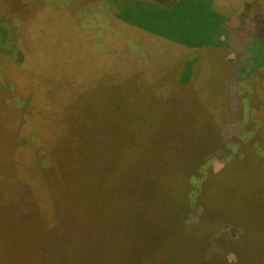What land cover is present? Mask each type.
<instances>
[{"label":"trees","instance_id":"1","mask_svg":"<svg viewBox=\"0 0 264 264\" xmlns=\"http://www.w3.org/2000/svg\"><path fill=\"white\" fill-rule=\"evenodd\" d=\"M76 1V8L69 9L68 4L59 6L56 13L51 12L55 16L45 23L37 18L33 5L27 7L28 1L23 10L16 12H21L18 15L28 34L37 42L40 30L48 24L68 27L81 49L88 33L95 35L100 26L118 36L121 30L112 17L97 13V5L105 0ZM114 1V18L154 35L157 43L168 41V47L161 50L173 51L167 55L170 58L150 60L148 51L149 56L143 50L130 49L124 40L117 43L123 47V53L131 50L134 70L148 87H170L181 95L183 89L185 94L191 89V93H199L211 84L227 90L223 49L228 46L224 39L230 29L226 16L214 8L213 0H159V5ZM54 2L61 4L63 0ZM25 11L29 15L25 16ZM245 27L250 36V55L241 79H260L247 84L248 97L245 96L240 110L246 132L228 142L221 141L222 122L235 113L229 109L230 114L220 119L221 124L217 123L218 105L229 112L226 99H196L195 104L187 107L189 99H173L181 124L171 134L172 140L179 134L187 141H196L183 149L170 146L164 152L147 151L145 143L153 137L146 129L138 131V124L144 117L151 119V115L139 108L131 119L135 129L131 132L141 141L143 163L131 162V155H122L129 163L108 161V167L93 134H67L74 131L75 124L68 126L77 119L65 105L66 99H55L58 78L33 58L29 36L27 62L18 47L15 67L0 63V121L8 125L6 132L0 133L3 216L10 211L7 202L13 193L17 198L20 192L27 199L23 190L37 195L47 221L52 226L57 223L63 231L61 264H264V27L254 18H248ZM15 28L19 29L17 24ZM24 42L21 35L15 43L18 46ZM11 44L16 47L11 41L8 46ZM75 48L70 45L66 52L56 54L71 56ZM27 63L31 65L30 71L25 68ZM210 63L217 70L212 83ZM11 78H15V85L7 81ZM118 80L119 77L114 78ZM45 82L51 84L46 86ZM69 89L78 92L77 97L85 92L75 86ZM175 94L178 93L173 94L174 98ZM158 95L168 97L167 93ZM149 101L155 103V99ZM40 108H46V118L39 113ZM41 120H45L44 133L38 129ZM58 141L59 151L55 148ZM218 145L225 165L215 171L205 156ZM157 153H162L164 160H159ZM48 174L53 176L52 181L40 180ZM196 210L200 211L195 213ZM191 212L197 214L194 219ZM20 220L27 221L23 217L12 219L19 224ZM2 222L1 214L0 226ZM212 243L218 251L207 255ZM149 248L156 251L155 255L139 261L136 253L143 254ZM229 253L235 255L234 261L228 260Z\"/></svg>","mask_w":264,"mask_h":264},{"label":"rangeland","instance_id":"2","mask_svg":"<svg viewBox=\"0 0 264 264\" xmlns=\"http://www.w3.org/2000/svg\"><path fill=\"white\" fill-rule=\"evenodd\" d=\"M27 1L30 2L27 7L33 5V10L39 16L37 18H41L44 23L50 16H55L51 12L56 13L59 6L68 4L69 9H71V6L77 7L76 0L72 5L69 3L71 0H63L61 4H58L59 1L56 4L54 0H0V63H5L11 68L18 64L15 58L18 47L21 50L19 53H23L26 62L27 59L29 60V47L31 46H28L29 30L25 26L22 17L18 15L21 12H16L20 9L23 10ZM126 1L160 4L159 0ZM97 6L98 14L111 16L115 21L116 27L121 30L118 36L111 35L100 26L95 35L91 36V33H88L89 39L86 38L83 42L82 49L77 45L78 41L76 42L75 34L64 25L58 27V24H48L47 28L40 30L41 38L38 42L30 36L33 58L37 59L39 64L43 65L46 70L54 71L55 76L58 78L59 83L54 92L55 99H66L65 105L70 108L72 115L77 119L76 123L73 121L68 126L72 127L75 124L74 131L67 133L68 135L73 133L86 136L93 134L99 144L100 153L104 156L107 167L110 166L109 162L129 163L122 155H131V162L143 163L141 141L131 132L135 130L131 119L134 118L139 108L146 114L151 115V119L144 117L142 122L138 124L141 125V129L138 131L146 129V132L153 137L151 141L145 143L147 151L164 152V149L170 146L183 149L188 143L196 141L194 138L187 141L183 135L179 134L176 140H172L171 134H174L181 124L179 117L176 116L173 99H189L186 107L195 104L196 99H226L225 107L229 112L222 109V105H218L217 123L220 122L219 124H221L220 119L229 115L230 110L235 111V113L222 122L219 129L221 141L228 142L232 137L242 136L246 132V122L240 110L245 96L248 97L246 95L247 84H253L255 81H260V79L257 77L250 78L249 81L241 79V76L245 74L244 71H246L244 69L246 65L244 64L248 61L250 55L248 50L250 36L246 31L245 23L248 18H254L262 28L264 27V0H213L214 8L226 16V23L230 29L227 39H224L228 46L223 49L225 65L227 63V90L221 89V86L217 88L216 85L211 84L210 88L206 85L199 93H191L193 91L191 89L185 94V89H183L182 95L176 89H170V87L168 89H161L162 87L158 85H153L152 88L148 87L147 83L141 81L140 75L134 70L135 65L130 59L131 50L123 53V47L117 45V43L122 44L124 40L130 49L143 50V53L147 55L146 51H148L150 60H160L170 58L168 56L173 53V51L164 53L161 50L162 47H168L166 43L168 41L163 40V44L166 45L157 43L158 39L154 35L134 27L130 28L123 21L114 18L117 12L114 0H105V3L101 2ZM27 15H29V12L25 11V16ZM59 16L66 18L63 13H59ZM18 23H21V25ZM16 24L19 27L17 30L15 28ZM1 30H3V33ZM4 31L6 34H4ZM21 35L25 42L22 43L23 45L17 46L15 42ZM48 38L50 40H47ZM10 41L16 47H13L12 44L8 46ZM70 45L76 47L75 54H71L72 57L56 54L66 52ZM98 53L102 54L99 56ZM26 62H24L25 65ZM25 68L30 71V63H27ZM33 68L35 67L32 66ZM171 69L170 67L169 70ZM208 70L211 71L212 83L215 80L214 74L217 73L215 64L210 63ZM128 71L131 74L130 77ZM66 77H69L72 82H69ZM118 77L119 80L114 81V78ZM7 81L9 84H16L15 78L7 79ZM50 84L51 82L44 83L46 86ZM70 86H75L83 91H85V88H89L77 97L78 92L74 89L70 90ZM35 87L33 83V89L36 90ZM159 93H167L168 97L158 95ZM174 93H178L175 94V98L173 97ZM44 97L45 95L41 99L43 104L45 103L44 99H46ZM149 99H155V103H151ZM56 110H58V107ZM39 113L44 114L46 118V108H40ZM41 122L43 125L39 124L38 129L41 133H44L46 131L45 120H41ZM7 126V122L5 124L4 121H0V133H5L8 129ZM92 144L96 146L94 142ZM55 148L57 151L60 150V141L57 142ZM220 149L219 146V148H215L205 156V160L213 166L215 171H220L225 165V161L220 158L222 157ZM161 154L157 153L156 156H159V160H164ZM98 156L100 158L99 152ZM40 180L50 182L53 180V176L48 174L41 177ZM23 192L28 199L20 192L17 198L13 193L11 201L7 202L10 211L8 210L4 216L3 212H0L3 217L0 226V264H61L63 260V231L57 223L52 226V223L47 221L48 216L43 212L42 205L37 200V195L34 196V194L25 190ZM31 201L34 202V205H29ZM13 205L21 209L15 210L12 207ZM35 205L37 206L36 210H34ZM199 211L194 212L198 213ZM194 212H191V219H194L197 215L193 214ZM18 217L27 220L26 222L19 221L22 228L19 223L12 221L13 218ZM214 251H218V247L215 243H212L208 247L207 255ZM155 253L156 251L153 248H149L148 252L136 253V255L138 260L142 262L145 259L152 258ZM227 255L230 261L236 259L233 253Z\"/></svg>","mask_w":264,"mask_h":264}]
</instances>
